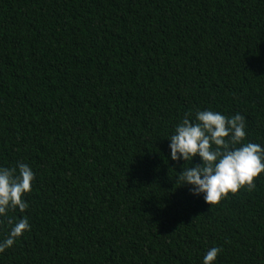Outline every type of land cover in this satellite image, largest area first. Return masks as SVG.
<instances>
[{"label": "trees", "instance_id": "trees-1", "mask_svg": "<svg viewBox=\"0 0 264 264\" xmlns=\"http://www.w3.org/2000/svg\"><path fill=\"white\" fill-rule=\"evenodd\" d=\"M198 109L239 113L264 146V0H0V166L35 173L0 217V239L31 225L0 264H201L211 247L264 264V173L213 205L177 182L167 139Z\"/></svg>", "mask_w": 264, "mask_h": 264}, {"label": "clouds", "instance_id": "clouds-1", "mask_svg": "<svg viewBox=\"0 0 264 264\" xmlns=\"http://www.w3.org/2000/svg\"><path fill=\"white\" fill-rule=\"evenodd\" d=\"M245 138L246 121L239 113L227 116L211 109L195 110L194 116L186 113L167 139L170 160L188 162L178 173L177 182L189 186V194L202 196L208 205L245 186L253 189L254 178L264 173V146L245 142ZM194 157L199 163L189 166ZM34 180L35 173L27 163L0 166V217L11 210L24 212L28 207L24 197L31 192ZM9 224L7 235L0 239V252L31 228L27 216ZM220 251L219 247L209 248L201 264H215Z\"/></svg>", "mask_w": 264, "mask_h": 264}]
</instances>
